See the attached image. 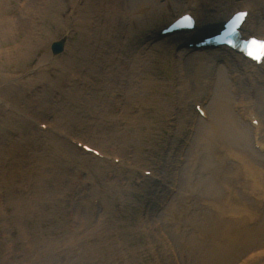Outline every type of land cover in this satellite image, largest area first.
Listing matches in <instances>:
<instances>
[{
    "label": "bare ground",
    "instance_id": "1",
    "mask_svg": "<svg viewBox=\"0 0 264 264\" xmlns=\"http://www.w3.org/2000/svg\"><path fill=\"white\" fill-rule=\"evenodd\" d=\"M17 1L20 2V9L23 14L19 18L9 15L5 19V26L7 25V27L0 26V35L8 33V37H12L21 32L25 34V30L28 31L26 34H29L34 20H38V17H40L43 23L50 22L47 29L54 27L59 30L63 37L70 38L73 28V31H77L81 36L75 41L74 45L77 48L71 45L67 49L71 51L74 57L67 58L64 55L58 58V66L63 73L61 83L51 79L46 74L28 81L26 85L18 83L15 79L9 80V77H7L4 84L7 86L11 82L15 85L11 86L12 90H9L8 95H1L0 91V110L4 106L13 108L12 103H14V99L15 103H18L20 98L18 93L23 88H26L30 93L43 91L44 89H39L43 87L42 84L39 85L36 82L38 79L47 82L46 85H50L53 89L66 90L63 88L64 85L70 86V80L73 77H75L74 81L80 79L78 73L72 72L70 69H77L80 72V69L85 70L87 68L92 79V87L95 88L93 79L99 80V91L101 92L88 91L86 85L82 87L83 89L81 87L77 88V85L74 86L75 91L69 89L71 94H69V99L78 107L77 111L71 114L67 113L68 110L65 105L69 99H57L56 93L58 90L52 92L47 101H44V95L39 94L33 98L34 100L30 101V104L36 105V108L30 107L28 110L34 111L37 115L35 116L36 120L33 119V116V118L30 117L31 123L34 121L33 123H37V125L42 124L43 122H40L43 119L41 115L44 109L47 108L48 111L56 115L57 121H64L65 118L80 132L76 136H64V134H61L62 129L59 122L56 123L55 128L50 126L46 131L49 137L52 136L47 140V148L53 146L55 151L51 152L52 155L40 156L37 162L41 164L46 172L44 173L45 176L40 174V177L51 180L54 191L41 189V194L37 196L35 203L43 201L44 203L41 204L43 206H66L70 215L68 226L79 220L80 215L75 210L76 204L74 198H72V195L75 196L73 193L75 187L71 184L68 185L66 182L68 171H65L64 168L68 160L72 162L74 167L78 168V173L80 172L73 179L74 181H80V175L83 172H86L87 178L90 176V179L86 178L84 183L86 181L90 182L92 193H95L98 198H95L94 202L89 201L92 205L88 207L89 210H93L92 208L95 207L97 200L105 203L106 193L125 195V193L132 192L128 190V187L125 189L124 184L120 181L123 173H114V176H112V173L110 175L107 170L108 173L104 172L103 168L107 169L104 162L95 160V158L88 156L84 151L70 145V143L73 141L80 143L88 141L96 146L100 154L105 157L121 158V167L126 162L123 156H126L127 151L118 144L116 138L121 135L119 127L123 123L127 122L131 125H133L132 123H139L142 120V112L150 109L151 104H154L160 112H166L168 109L166 111L161 110L159 104L165 107L172 106L176 101L174 97L172 99L174 103L170 104V95L185 93L189 91L191 85L195 89L200 88V84H205V87L212 85L214 92L206 91L204 97L205 99L209 93L212 95L208 105L209 108L207 111L205 110L207 120L197 119V116L195 115V117L192 114L191 122L197 127V136L194 146L187 150V158L189 159L188 161L185 160V164L174 166L179 171L185 168L181 172L183 177L181 174L178 176L177 173L174 176V183H176L178 176V184L180 185L176 197L180 193L182 194V191L184 192L185 195H181L184 206L180 203L177 205L172 201L166 216L162 219V222L169 223L173 227L172 230H162L158 233L152 231L155 235L152 233L151 236L159 239L156 246L162 253L170 249V244L173 249H184L187 256L184 253L183 256L179 257L181 264L187 261L189 264H233L238 254L247 255L244 258L245 264L262 263L264 261V239H260V234L264 233V205H262L259 198L264 196V154L262 150L255 151L252 145L254 143L264 145V129L253 130L246 122L241 120L236 113V109L242 113L244 111L248 113L252 120H259L258 116L261 114L263 122L260 125L264 127V101L260 91L255 88L254 83L249 79L256 76L254 74L257 70L264 69V64L254 66L238 56L239 61L238 58H232L229 53L222 52L225 49L219 51L208 50L206 53L203 52L206 54L205 56L200 55L204 56L202 58L198 53L193 55V58L190 57L183 61L182 58L187 56V51L180 53L179 58H177V64L180 66L186 64L187 73L180 68L178 69L176 65L177 74L175 77L162 84V81L153 72L155 58L149 55L134 56L133 53L137 49L138 52H141L139 48L137 47L133 51L131 44L126 45L124 42L114 41V30L112 29L125 30L126 25L151 24L158 15L156 13H164L161 10L164 6L168 8V2L164 1L165 5H161L160 1L162 0H159L158 4L161 5L159 7L156 3H153V0ZM171 1L170 3L174 8L178 7L177 10L183 12L186 8V12L198 18L202 30H205L207 25L211 27L221 26L231 12L233 14L239 10H247L250 12V17L245 23L246 30L251 35L264 39V0H182L183 3H181V0ZM3 5L4 3L1 1V14L7 11L2 7ZM16 15L17 13H15ZM26 15L29 19L25 23L26 18L24 16ZM95 24L100 32L103 31V28H108L111 34L106 45L98 47L97 42L98 53L93 58L96 51L93 50V36H90L89 33L92 29L95 30ZM38 34L35 37V42L38 44L39 50H44L43 48L51 45L53 39L47 32L40 31ZM202 34L203 32L196 34V36ZM192 36L193 38L196 37L194 34ZM26 37L31 36L26 35ZM191 39L189 37L187 41ZM26 42H23L24 46L21 48L30 54L31 48L28 47ZM122 50H126V54L120 60L117 51ZM107 53L111 57H108ZM213 54H216L218 59L212 57ZM195 56L199 57L194 58ZM25 57L21 54L17 55V61H26L23 60ZM47 59L48 57L44 56L41 62L46 64ZM214 65H218V67ZM251 66H253V70L250 68ZM258 77L264 81V71L263 76ZM173 82L177 85H173ZM13 92H15L13 98H8L12 96ZM164 97L169 100L166 104H163L162 101ZM137 108L139 111L136 113L133 109ZM17 111L24 112L22 110ZM172 112L173 110L166 113L163 120L157 117V125L151 122V125H146V131H151L152 134H147L145 131L142 132L141 136L136 137L135 140L140 143V146L143 145L144 141L150 144L152 140H156L155 131L158 129L171 126L165 121L168 119L172 121ZM113 128L114 130H112ZM54 129H57V137L52 134ZM178 131L182 133L184 130L182 131L181 128ZM34 134L32 136H36L37 132ZM35 138L29 137L21 141L17 144V150L24 152L31 148L34 149ZM145 148L146 146L141 148L140 152L145 153ZM184 148L173 146L174 152L181 151ZM261 149H264V147ZM31 151L33 152V150L28 152L31 153ZM178 155V160L182 159L183 154L180 156L179 153ZM229 156L230 159H228ZM238 156L241 158V163ZM191 157L198 158L199 167L190 168L195 161ZM53 158L55 159L54 166ZM60 163L64 164V168H61ZM49 165L53 168H50ZM139 168V166L128 167V170L135 173ZM161 172L167 176L174 173L171 172L167 164ZM53 175L54 177L51 179L50 177ZM103 175L107 177L110 183H103L105 182L102 181ZM157 177L159 175L156 169L153 171L150 180ZM165 181L163 179L162 183H166ZM136 182H138V178ZM154 188L161 190L157 185H154ZM163 193L165 194V190H163ZM196 196L199 200L197 203L198 211L192 216L188 214L187 207L194 204ZM123 202L120 203L121 206ZM31 203L23 204L24 208H29V205L32 206ZM101 203L100 206L104 205ZM239 205L247 208H241ZM236 209L243 215V218L230 217V214H234ZM254 220L256 228L252 231L249 225ZM142 222L145 223L144 218ZM182 222H185L187 229L178 233V225ZM155 224L159 225L161 223L158 220ZM87 226V228L83 225L78 226L77 223L76 227L58 235L57 241H54L52 245H47L46 249L41 247L40 251L36 250L38 256L34 260V264H66L68 256L78 259V264H129L128 260L130 261L133 256L110 242L113 234L107 231L103 222L99 224L94 219L88 221ZM58 238L61 239L60 242ZM91 242H93L92 245ZM152 242L154 243V241ZM71 249L78 252L66 253ZM151 251L153 253L159 252L152 249ZM32 253L29 252V254ZM54 256L56 258L55 263L52 261ZM163 256L166 262L170 260V255ZM190 259L194 261H189ZM176 260L179 262L178 259Z\"/></svg>",
    "mask_w": 264,
    "mask_h": 264
},
{
    "label": "rangeland",
    "instance_id": "2",
    "mask_svg": "<svg viewBox=\"0 0 264 264\" xmlns=\"http://www.w3.org/2000/svg\"><path fill=\"white\" fill-rule=\"evenodd\" d=\"M1 1L4 3L2 7H4L7 11L4 14L0 13V26L7 27V25L5 26V19L8 18L9 15L14 18H19L20 15L23 14V11L20 9V2L17 0ZM153 1V3H156L159 7H161V5H165L164 1L169 4L168 8L164 6V8L161 9L164 13H156L158 15H156V18L151 24H143L140 26L126 25L125 30H120V28H114L112 30H114V41H119L120 43L124 42L126 45L131 44L133 51L135 48H139V51L141 52H138L137 49L133 53L134 56L149 55L155 58L156 61L153 72L156 74L158 79L162 81V84H165L169 81V79H172L177 74V70L175 68L176 65L178 69L180 68L183 72L187 73L185 63L182 64V66L177 64V58H179L178 55L181 51L179 49L183 48L184 44L176 40H172L171 43L170 41H154L153 43L152 40L147 37L153 30L162 26L178 14L176 13L178 7L174 8V6L170 3L172 2L171 0L160 1L161 5L158 4L159 0ZM15 13H17L16 16ZM24 17L26 18H24L26 23V20L29 18L27 15ZM49 26V21L43 23L40 17H38V20H34V24H32L29 34H26L28 31L25 30V34L21 32L12 37H8V33L6 35H0L1 95H8L10 93L9 90H12L11 86L15 85V83L10 82L6 86L4 83H6L5 80L7 77H9V80L15 79L18 83L20 82L26 85L28 81L35 80L34 78H38L41 77L42 74H46L51 77V79L55 81L57 80L58 83L62 82L63 73L60 71V67L58 66V58L64 55H66L67 58L74 57L71 51L67 49L71 45L77 48L74 44L81 35L77 31H73V28L70 38L63 37L59 33V30L54 27L52 29H47ZM95 26V30L92 29L91 33H89L90 36H93V50L96 51L93 58H95L98 53V44V47L106 45L111 34V31H109L108 28H103V31L100 32L96 24ZM40 31L49 33L53 39L51 45L43 48L44 50H39V46L35 42V37L39 35L38 33ZM26 35H30L31 37L28 38ZM25 41H27L26 44L28 47L31 48L30 54L21 48L24 46L23 42ZM61 41H64L63 50L58 55L53 56L51 52L52 44L54 42ZM147 45L149 46L147 47ZM125 51L126 50L117 51L119 57L121 58L120 60L125 57ZM20 54L27 57L23 59L26 61H17V55L19 56ZM186 55L187 56L182 58L183 61H186L190 57L193 58L192 53H188ZM44 56L48 57L46 64L41 62V59ZM213 56L216 55L213 54L212 57ZM108 57H111V55L108 54ZM70 70L78 73L80 79H78V82L72 83L73 85L68 88L64 85L63 88H66V90L60 91V88L53 89L50 85H46L47 82L38 79L36 82H38L39 85L42 84L43 87L39 89H44L43 91L39 93H30L26 90V88H23L24 91L22 90L18 93L20 97L18 103H15V99L14 103L9 101L14 106L13 108L11 106L10 108L5 106L3 111L0 110V264H34V260H36L38 256L37 251H40L41 247L46 249L47 245H52L54 241H57L58 235L64 234L71 228L76 227L77 223L78 226L83 225L87 228L88 221L94 219H96V222L99 224L103 222L107 231H110L113 234L110 239L111 243L133 256L130 261L128 260L129 264H181V259H179V257L184 255V249H173L170 244V249L165 253H162L156 246L159 239L155 236H151L153 233L152 231H156L158 233L162 230L170 231L173 228L169 223L167 224L166 222H162L163 217L166 215L165 205H163L166 202V198L164 197L162 190L165 187L161 184L157 185V187H160L161 189L158 190L157 188H154V185L156 184H153V182H146L138 185L135 179L137 172L133 173L128 170L127 163L131 164V167L139 166L140 170L155 168L158 170L159 175L166 180L167 184H172V180H175V174L177 173L179 176V174L185 170L183 169L179 171L174 167L178 164L177 159L180 151L174 152L173 146H181L179 141L181 133L178 130L182 128L186 131L187 124L191 122L192 114L194 113V104L204 100L206 91L214 92V87L212 85L205 87V84H200V88L195 86L197 88L195 89L193 85H191V87H189V91L185 93L170 95V102L167 97L163 98V104L168 102L173 104L174 102L172 99L175 97L176 102L172 105L173 109L171 105L165 107L159 104L161 110L166 111L168 109L166 112H160L154 104H151L150 109L142 112V120L139 123H132L133 125H131L125 122L119 127L121 135L117 136L116 141L127 151L126 156H123L126 160V164L120 167V165L114 166L111 163L105 162L104 166H106L107 169H103L105 170L104 172L108 171L110 175L112 173V176H114V173H123L120 181L124 184L125 189L128 187V190L132 191L128 194L125 193V195H118L116 193H106V202L101 203L100 200H97L98 206L95 204V207L92 208L93 210H89L88 207L92 206L89 201L94 202L95 198H98V196L95 195V193H92V185H90L89 181L84 183L87 178L86 172L80 175V181H74L73 179L80 173H78V168L74 167L70 160L67 161L65 168L64 164L60 163L62 166L61 168L68 171V173H66L67 184H71L72 186L74 185L75 187L73 193L77 196L75 197L72 195V198L75 200V210H77L80 215L77 222L75 221L74 224H70L68 226L70 215L68 214L69 211L66 209V206H43L41 205L44 203L43 201H41V203H35L37 196L41 194V189L44 188L50 192L54 191L51 180L40 177V174L44 175L46 172L37 161L40 156H48L55 150L53 146L47 148V140L52 137H49V134L37 132L36 136H32L38 130H36L35 126L32 125L30 117H34L33 119H35V116L37 115L34 111H30L28 109L30 107L36 108V105L30 104V101L38 94L42 96L44 95V101H47L51 93L58 90L56 93L57 99H69V89L71 91H75L74 86L76 85L78 86L77 88H82L86 85L88 91L93 90L101 93L99 91V80L96 81L93 79V81H95V88L92 87V79L87 68H85V70L80 69V72L77 69ZM173 85L176 86L177 84H174L173 82ZM254 86L257 90H262V88L256 86L255 83ZM14 93L15 92H13L12 96L8 98H13ZM260 93H262V100L264 101V93L262 91ZM65 105L67 106L68 114L74 113L78 109L76 104L70 99L66 101ZM17 110H22L24 112L21 113ZM172 110V121H170V119L165 121V123L170 124L171 126H164L163 128L158 129L155 131L156 140H152L150 144L149 142L144 141L143 145L140 146V143L136 141L135 138L141 136L142 132L146 131V125H151L150 122L157 125V117H160L163 120L164 115ZM133 111L137 113L139 109H133ZM236 113L237 115H241L240 111L236 110ZM41 116L43 119H41L40 122H43L42 124L45 125L47 124L49 128L50 126L55 128L56 123L59 122L61 125L60 128L62 129L61 134H64V136H76L77 133H80L65 118L64 121H57L56 115L51 113V111H48L47 108L44 109ZM112 130H114V128ZM134 133L135 135L133 136ZM146 133L150 135L152 134V132L148 130ZM52 134H55L57 137V129H54ZM29 137H36L33 143L35 145L34 149H30L33 150V152H28L30 150L24 152L17 150V144ZM192 139L194 140L191 141L190 148L194 146L196 133L193 134ZM144 146H146V152L142 153L140 152V149L144 148ZM97 160L101 161L102 159L97 158ZM194 160L193 165L195 167H199L198 158ZM53 161L54 166V158ZM166 164L171 169V172H174L171 176L170 174L167 176L161 172ZM53 166L49 165L50 168H53ZM181 175L183 177V174ZM178 176L176 179L177 181ZM53 177L54 175L50 178L52 179ZM88 178L90 179V176ZM102 181H105L103 182L104 184L107 182L110 183L104 175ZM202 198H204V196H202ZM124 200L125 202H123ZM176 200L174 203L178 204L179 202ZM197 200L198 197L196 196L194 198V204L187 207L188 214L192 216L198 211L196 203ZM30 202H32V206L29 205L30 207L25 209L23 204ZM122 202L123 205L121 206L120 203ZM170 202V200H167V207ZM100 203L104 205L100 206ZM239 206L241 207V205ZM143 218L145 223L142 222ZM158 220L161 224L156 225L155 222ZM186 229L187 226L185 225V222L178 225V233ZM260 239H264V235H261ZM58 241L60 242L61 239L58 238ZM152 241H154V243ZM90 244L92 245L93 242ZM150 248L159 252L153 253ZM27 249L29 250L27 251ZM29 252L33 253L29 254ZM72 252L78 251L71 249L66 253ZM166 254L171 256L170 260L167 262L163 256ZM242 256V254H238L237 259L233 262V264H239L240 261L244 259V256ZM176 259H178L179 262ZM77 260L78 259L73 258L72 256H68L66 264H78ZM52 261L53 263L56 262L55 256ZM189 261L193 262L194 260L190 259ZM184 264H189V262L187 261ZM260 264H264V261Z\"/></svg>",
    "mask_w": 264,
    "mask_h": 264
},
{
    "label": "water",
    "instance_id": "3",
    "mask_svg": "<svg viewBox=\"0 0 264 264\" xmlns=\"http://www.w3.org/2000/svg\"><path fill=\"white\" fill-rule=\"evenodd\" d=\"M53 50H54V52H55V53H57V52L59 51V48H58V46H57V45H55V46H54V48H53Z\"/></svg>",
    "mask_w": 264,
    "mask_h": 264
},
{
    "label": "snow or ice",
    "instance_id": "4",
    "mask_svg": "<svg viewBox=\"0 0 264 264\" xmlns=\"http://www.w3.org/2000/svg\"><path fill=\"white\" fill-rule=\"evenodd\" d=\"M262 47H264V45H262Z\"/></svg>",
    "mask_w": 264,
    "mask_h": 264
}]
</instances>
